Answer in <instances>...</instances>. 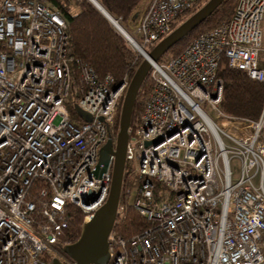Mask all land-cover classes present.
<instances>
[{
    "label": "built area",
    "instance_id": "2783aa9c",
    "mask_svg": "<svg viewBox=\"0 0 264 264\" xmlns=\"http://www.w3.org/2000/svg\"><path fill=\"white\" fill-rule=\"evenodd\" d=\"M195 1L144 0L128 29L115 19L142 56ZM263 13L264 0H236L226 21L150 61L151 84L128 127V174L107 234V264H264V101L257 118L223 113L216 74L225 59L264 82ZM66 52L54 4L0 0V264L52 257L75 264L58 247L65 207L74 205L87 221L108 193L114 155L103 167L99 148L107 138L114 145L112 125L129 79L116 84L78 62L74 103L86 117L71 112ZM231 154L239 159L236 177ZM34 178L50 191L43 222L30 216L34 203L25 198ZM127 204L147 224L125 238L114 226Z\"/></svg>",
    "mask_w": 264,
    "mask_h": 264
},
{
    "label": "trees",
    "instance_id": "16d2710c",
    "mask_svg": "<svg viewBox=\"0 0 264 264\" xmlns=\"http://www.w3.org/2000/svg\"><path fill=\"white\" fill-rule=\"evenodd\" d=\"M114 17L125 19L129 17L140 0H97ZM205 0H196L194 4L174 18L171 27L190 14ZM54 4L65 22L66 54L71 57L72 87L69 91L67 106L73 112L72 103L77 100L75 86L78 77V62L88 63L98 77L111 74L115 83L122 79H129L132 72L142 60V56L126 43L122 35L111 25L105 16L89 0H47ZM236 0H222L212 12L194 29L184 35L177 43L165 51L161 57L172 56L178 53L188 40L216 24L226 21L235 6ZM151 47H147L149 50ZM160 57V58H161ZM221 79V99L219 108L227 115L236 117L257 118L264 101V82L250 78L242 69L231 68L225 59H221L216 70ZM151 80L144 78L136 95L130 124L142 108L145 95L150 87ZM117 129V115L112 125L113 133ZM128 169L125 165L121 187L127 179ZM50 197L47 184L40 178H34L28 187L25 198L32 200L33 209L29 212L35 221L43 222L41 208L43 202ZM119 201H123L122 189ZM65 218L68 223L58 235V247L75 240L79 233L81 213L74 205L67 204ZM147 220L140 216L136 210L127 204L124 218L114 226L123 237L136 233L146 226Z\"/></svg>",
    "mask_w": 264,
    "mask_h": 264
},
{
    "label": "water",
    "instance_id": "95a60500",
    "mask_svg": "<svg viewBox=\"0 0 264 264\" xmlns=\"http://www.w3.org/2000/svg\"><path fill=\"white\" fill-rule=\"evenodd\" d=\"M221 1L205 0L200 6L179 21L154 43L149 50L145 51V55H142V60L129 77L118 109L114 145L112 147L110 138H107L99 148L98 163H102L103 167L108 160V156L111 153L114 155L107 196L94 211L92 217L87 221L81 222L77 238L71 242L62 244L60 248L63 253L75 261V264H107L109 260L107 234L113 226L115 210L120 196L125 167V145L128 138V127L130 125L133 104L138 90L148 73L150 61H156L172 45L198 26ZM96 3L97 5L94 6L116 28L110 19L113 15L107 10L106 12L105 8L98 1ZM73 108L83 115V117H86V114L76 103H73ZM47 264L60 263L52 257Z\"/></svg>",
    "mask_w": 264,
    "mask_h": 264
},
{
    "label": "rangeland",
    "instance_id": "374dc122",
    "mask_svg": "<svg viewBox=\"0 0 264 264\" xmlns=\"http://www.w3.org/2000/svg\"><path fill=\"white\" fill-rule=\"evenodd\" d=\"M72 1V0H71ZM145 2L144 0H140L139 3L136 5V7L134 8V10L131 12L129 17H126L125 19L120 18L119 22L121 25H123L125 27V29L129 27V24L131 23V21H133L134 16L142 9V7L144 6ZM185 18V17H184ZM260 28L262 30V33L264 34V13L263 16L261 18L260 21ZM122 35V34H121ZM122 37L125 39L126 43L129 45L127 39L122 35ZM193 37V36H192ZM130 46V45H129ZM262 47L264 48V37L262 39ZM130 48H132L130 46ZM133 49V48H132ZM134 50V49H133ZM135 51V50H134ZM137 52V51H136ZM261 56L264 58V49L261 51ZM230 168L232 170V175L234 177L238 176L239 174V159L237 156L235 155H230Z\"/></svg>",
    "mask_w": 264,
    "mask_h": 264
},
{
    "label": "bare ground",
    "instance_id": "6f19581e",
    "mask_svg": "<svg viewBox=\"0 0 264 264\" xmlns=\"http://www.w3.org/2000/svg\"><path fill=\"white\" fill-rule=\"evenodd\" d=\"M89 1H90L93 5H97V3H96L97 1H96V0H89ZM106 12H107V11H106ZM110 17H111V16H110ZM110 19H111L113 25L116 26V28L120 30L119 32H120L121 34H123V36L126 35V31L121 27V25L118 23V21L115 20V17L112 16Z\"/></svg>",
    "mask_w": 264,
    "mask_h": 264
},
{
    "label": "clouds",
    "instance_id": "9594fccd",
    "mask_svg": "<svg viewBox=\"0 0 264 264\" xmlns=\"http://www.w3.org/2000/svg\"><path fill=\"white\" fill-rule=\"evenodd\" d=\"M115 28V27H114ZM116 29V28H115Z\"/></svg>",
    "mask_w": 264,
    "mask_h": 264
}]
</instances>
